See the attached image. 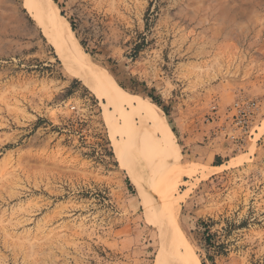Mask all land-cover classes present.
<instances>
[{
  "label": "rangeland",
  "instance_id": "1",
  "mask_svg": "<svg viewBox=\"0 0 264 264\" xmlns=\"http://www.w3.org/2000/svg\"><path fill=\"white\" fill-rule=\"evenodd\" d=\"M24 1L0 0V264H155L161 167L143 171L148 214L115 154L106 115H120ZM53 1L95 66L161 103L186 172L179 228L199 263L264 264V0ZM251 100L259 113L241 137L230 110ZM122 109L125 163L140 169L142 119Z\"/></svg>",
  "mask_w": 264,
  "mask_h": 264
},
{
  "label": "bare ground",
  "instance_id": "2",
  "mask_svg": "<svg viewBox=\"0 0 264 264\" xmlns=\"http://www.w3.org/2000/svg\"><path fill=\"white\" fill-rule=\"evenodd\" d=\"M24 8L34 13L42 23L44 32L54 42L58 56L64 61L66 67L76 74L91 89L94 95L105 100L106 107L112 106L120 115V118L115 117L113 114L106 115V122L110 131L122 137V141L116 137L113 139L115 154L131 180L138 186L148 214L152 211L147 199L148 190L146 186L149 183H147L148 179L143 171L148 168L158 170L156 167H158V164L160 165L159 168H161L158 170L160 171L158 200L159 205L162 207V213L160 214L163 215L165 220V225L164 223L162 225L165 227L163 235L161 234L163 237L160 235L163 240V243L161 242L163 248L158 252L155 264H200L179 228L175 183L181 172H186L181 170L178 160V147L170 137L168 119L162 108L149 99L127 92L108 71L95 66L76 39L71 24L60 13L58 5L53 0H25ZM124 105L134 108L133 112L138 113L142 119L144 131L140 140L145 154V162L140 169L125 163L127 151L131 148V142L128 139L125 140L124 134L132 127L129 123L130 114L125 113L122 109ZM120 120L123 121V124L120 123ZM160 131L163 132L167 140L171 141V155L157 140L156 136ZM129 139L131 138L129 137ZM137 139L139 138L137 137ZM192 172L189 174L191 175ZM178 201L180 200L178 199Z\"/></svg>",
  "mask_w": 264,
  "mask_h": 264
},
{
  "label": "built area",
  "instance_id": "3",
  "mask_svg": "<svg viewBox=\"0 0 264 264\" xmlns=\"http://www.w3.org/2000/svg\"><path fill=\"white\" fill-rule=\"evenodd\" d=\"M259 109V103L256 100L237 101L230 110L233 113L232 125L235 128L234 131H239L241 137L251 135Z\"/></svg>",
  "mask_w": 264,
  "mask_h": 264
},
{
  "label": "trees",
  "instance_id": "4",
  "mask_svg": "<svg viewBox=\"0 0 264 264\" xmlns=\"http://www.w3.org/2000/svg\"><path fill=\"white\" fill-rule=\"evenodd\" d=\"M122 88L124 89H129L126 86L121 85ZM149 100H151L152 102H154L155 104H157L159 107H161V103L159 102L158 98L153 96L152 94H149L147 97ZM163 110V109H162ZM164 111V110H163Z\"/></svg>",
  "mask_w": 264,
  "mask_h": 264
}]
</instances>
